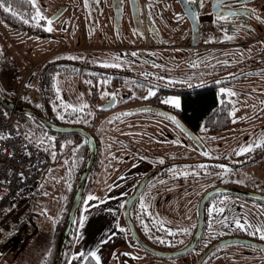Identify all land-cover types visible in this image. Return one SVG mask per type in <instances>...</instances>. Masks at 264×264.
<instances>
[{
	"label": "rangeland",
	"instance_id": "rangeland-1",
	"mask_svg": "<svg viewBox=\"0 0 264 264\" xmlns=\"http://www.w3.org/2000/svg\"><path fill=\"white\" fill-rule=\"evenodd\" d=\"M253 4H256L255 10L259 9L264 16V0H255ZM37 6L42 13V34L13 27L0 20V86L5 95L15 97L41 112L44 110L39 85L40 70L46 63L56 59L74 60L78 66L96 64L111 69L124 68L139 78L146 75L164 78L167 76L180 82V86H190L212 79L216 74L248 60L247 58L250 60L246 66L258 67L240 75L241 77L237 76L224 82L217 89L220 99L231 102L230 125L223 130L209 132L201 124L192 131L191 137L181 131L176 123L152 110H146L145 114L148 115L142 116L143 118L128 117L126 110L130 109H125L124 106L130 108L132 102H139L135 98L148 97V91L152 88L150 85L145 86L139 80L128 77L99 93L94 107L92 131L96 133L101 127H114V132L125 133L132 129L129 142L133 150H126L130 156L143 155L156 164L173 163L147 183L135 201L138 213H135L134 207L131 212L135 221L142 211L140 197L143 196L148 208L142 213L153 226L150 229L146 221L149 231H145L143 227L150 243L162 250L181 248L196 226L200 196L212 187L239 185L264 194V155L250 163L247 162L257 150L264 148V39L255 43L249 42L247 47L229 44L223 42L227 40L226 36L212 28L207 34L203 32L205 36L201 40L223 44L216 53L212 52L210 58L206 57L211 51L205 53L204 48L202 53L205 57H200L198 65L196 58L191 54L168 52L169 61L165 64V53L161 54V51L154 48L155 42L150 43L151 48H145L144 36L132 32L125 17L120 28L115 27L111 9L108 11L110 17L103 18L99 5L95 3L94 7H90L83 4V0H37ZM87 13L91 15L85 17ZM43 17L52 18L51 30L48 28V20ZM124 31L127 33L124 34ZM131 39L139 40L133 42ZM244 39L245 43L251 40L248 36ZM171 50L172 48L168 51ZM139 53H158L159 57L155 62L149 63L148 59L139 58ZM226 73L230 74H224ZM82 81L86 83L87 78L81 73L60 72L54 75L55 95L63 109H73V105L77 108L86 104L89 95L84 94ZM57 87L60 92L56 91ZM221 88L231 89L234 94L222 93ZM112 93H115V96H112ZM169 96L179 97L174 93ZM111 98L115 99V106L120 103L116 106L118 109L110 111L106 119L100 118L97 121V112L101 111V105L109 102ZM138 125L148 127L145 128L143 137H140L141 141L134 130ZM27 133L31 132L27 130ZM32 134L37 140H41V134ZM49 137L53 138L46 136L45 146L50 153L51 164L39 185L32 191L30 202L19 208L9 207L0 217V264H50L58 221L68 203L77 165L73 159L76 142L68 139L67 142L54 146ZM37 140L31 141L37 144ZM177 140L180 142L177 143ZM258 141L261 143H257ZM249 144L253 145L251 149L243 153L239 151L241 147H247ZM206 152L210 155H205ZM132 159L133 157L122 159L124 163L119 167V171L125 170ZM240 163L245 164L236 167ZM221 165H227V170ZM107 167L110 168L111 165ZM91 178L92 182L85 194L102 195L109 184L105 186L104 181L94 177V174ZM234 181L239 184H234ZM134 182L130 183L136 185L138 180ZM123 205L124 202L121 209ZM210 208L213 209L211 213ZM206 211L207 226L198 243L182 255L167 257H158L134 243L123 223L121 213L118 222L126 236L122 249L135 254L138 264H194L212 240L240 236L264 242V236L260 235V230L264 229V201L220 193L209 199ZM237 219L240 221L239 225L236 224ZM19 225H23L27 231L22 241L16 237L12 238ZM168 228H183L187 231L170 233ZM158 239L160 244H156ZM166 240L172 242L167 243ZM156 258L159 261H154ZM202 264H264V250L246 243L231 242L216 248Z\"/></svg>",
	"mask_w": 264,
	"mask_h": 264
},
{
	"label": "flooded vegetation",
	"instance_id": "flooded-vegetation-1",
	"mask_svg": "<svg viewBox=\"0 0 264 264\" xmlns=\"http://www.w3.org/2000/svg\"><path fill=\"white\" fill-rule=\"evenodd\" d=\"M255 0H187L188 4L186 6L188 10V14L191 16V23L188 21L184 13L181 11L180 6L178 5L176 0H83V4H87L90 7H94L95 3L100 6L102 9V16L103 18L110 17L109 9L112 11V20L115 24V27L120 28L121 23L123 21V18L125 17V21L127 22V26L129 29L138 34H142L145 38V48H151L150 43L155 42V49H157L159 52L161 51L165 53V64L169 61V53L168 52H177L181 54H191L196 59V64L198 65L200 61V57L204 56L205 54L202 53L203 48L205 49V53L208 51H211L206 58H210V56L213 54L212 52L216 53L218 50L222 48L223 42H227L229 44H235L239 46L247 47L248 43H255L257 41L264 39V16L262 12L259 11V9L256 11L255 8L256 4H253ZM172 6V7H171ZM88 9V8H87ZM176 9V10H175ZM223 10H228L232 13L227 19H220L219 17L223 15ZM90 13L85 14V17ZM179 14V15H177ZM91 15V14H90ZM202 21L206 22V28L204 30V33L207 34L212 28L217 29V32L223 36H227L230 38L226 41L220 42V43H209L205 42L204 40H201L205 34L200 32V23ZM183 22V24H181ZM127 32L124 31V34ZM217 33V34H218ZM249 37L251 40L245 43L246 37ZM128 37V35H127ZM132 40V39H131ZM139 40V39H138ZM138 40L133 42H138ZM173 45H170V44ZM180 44V45H175ZM182 45V46H181ZM199 46H201L199 48ZM172 48L171 51H168ZM174 48V49H173ZM177 48V49H176ZM214 48V49H212ZM156 50V51H157ZM165 50V52H164ZM141 59L143 60H149L150 62H155L159 56L154 54H143L139 53ZM176 55V54H174ZM167 56V57H166ZM244 56V55H243ZM205 57V56H204ZM203 57V58H204ZM250 60L249 58H247ZM152 60V61H150ZM182 60V59H181ZM248 60H245L241 64L234 65L232 67L226 66L228 68L227 70H224L219 75L224 74L225 72H230L229 74V81L233 80L235 77L245 74L248 71L256 70L258 69L257 66H246V63ZM164 61V60H162ZM206 61V60H205ZM193 63V61H191ZM50 64V63H48ZM47 65V64H46ZM44 65L42 69L40 70L39 77L41 76V73L44 72L45 68L47 66ZM191 65V64H190ZM101 66V65H100ZM196 67V65H195ZM194 67V68H195ZM116 69V68H115ZM124 70V68L122 69ZM244 70H248L244 72ZM125 71H128L125 69ZM238 71H243L242 73H236ZM194 72V71H193ZM114 69H111L110 67L102 65L98 69V74L102 78L103 76H108L114 74ZM117 73V72H116ZM216 74V76H219ZM153 78L155 80H167L171 79V77L165 76H155L151 77L146 75L144 78ZM241 77V76H240ZM167 78V79H166ZM170 81V80H168ZM40 85V91L42 96V107L45 113V95L46 90L44 83L41 84V80H39ZM143 100H139L138 103L130 104V108H135L137 105L146 104L142 103ZM113 106V105H112ZM111 106V107H112ZM37 109V108H35ZM38 110V109H37ZM40 111V110H38ZM41 112V111H40ZM164 165V164H163ZM155 168V167H154ZM135 187V185H134ZM134 190V188H133ZM132 190V192H133ZM131 192V193H132ZM130 193V194H131ZM129 194V195H130ZM128 195V196H129ZM128 196L125 198H128ZM209 201V200H208ZM207 201V203H208ZM135 204V202L133 203ZM135 208V213L137 211V208L135 205H132ZM207 204L205 205V224H204V230L207 226ZM133 208L131 207V212ZM215 210V209H214ZM215 213V212H214ZM135 216V215H134ZM144 214L140 213L135 219V221L132 218L131 213V219L139 233V235L149 244L154 245L149 242L147 236L144 237L141 232L138 230V226L140 225L143 229L145 222H149L148 218H144ZM141 219L143 220L144 224L141 223ZM26 222H29V220H26ZM151 224V223H150ZM148 226V225H147ZM127 227V225H126ZM150 229H152L150 226ZM128 228V227H127ZM195 230V228H194ZM193 230V232H194ZM25 228L23 225H19L16 229V232L13 239L16 237V239L24 240L26 236ZM129 231V229H128ZM192 232V233H193ZM202 233V235H203ZM130 239L136 243L140 248H142L136 240L132 237L130 231ZM192 235V234H191ZM190 235V236H191ZM201 235V237H202ZM189 236V237H190ZM161 237V236H160ZM189 237L187 241L189 240ZM200 237V239H201ZM157 239V238H156ZM199 239V240H200ZM198 240V241H199ZM218 240V239H216ZM216 240H212L213 242ZM186 241V242H187ZM161 242L158 241L156 244H160ZM198 243V242H197ZM196 243V244H197ZM212 243V242H211ZM210 243V244H211ZM209 244V245H210ZM209 245H207L203 250H205ZM156 247V246H154ZM157 248V247H156ZM143 249V248H142ZM159 249V248H158ZM202 250V252H203ZM201 252V253H202ZM200 253V254H201ZM199 254V255H200ZM154 261H159L157 258ZM147 264V263H146Z\"/></svg>",
	"mask_w": 264,
	"mask_h": 264
},
{
	"label": "trees",
	"instance_id": "trees-1",
	"mask_svg": "<svg viewBox=\"0 0 264 264\" xmlns=\"http://www.w3.org/2000/svg\"><path fill=\"white\" fill-rule=\"evenodd\" d=\"M6 2H8V0H6ZM10 2L12 3L14 8L19 10L21 14L24 15L25 19L22 20L18 16L12 13H8L3 8H0V20L1 21L6 22L7 24L12 25L13 27H17L20 29L34 32L35 34L44 33L42 32V29L40 26L41 25L40 22L42 20L41 19L37 20L33 18L34 8L32 5H30L27 2V0H10ZM49 63L50 64L46 63L47 68H45L44 72L41 73L40 80L41 82L44 83V86H45L44 87L46 90V95H45L46 101L45 102L49 110V113L51 115V118L58 123L78 124L88 129H91L94 124V115H95L94 107H95V102L98 99L99 93L103 89L111 87L115 85L116 83H118L119 81H122L123 79H126L128 77L133 78V76L121 74V73H130L129 71H125V69L124 70L114 69L115 73L112 74L111 76L108 75V76H103L102 78H100L101 76H99L98 74V69L101 66L96 65V64H89V65L84 64L83 66H78L74 60H70V59H56ZM76 65L79 67V69H77ZM60 72H65V73L70 72V73H75V74L81 73V75L83 74L84 77L87 78V82L84 83L82 81V84H81L82 90L85 91L84 94L88 93L87 95H89L85 105H82L80 107L73 108V109H65V108L63 109L62 106L58 103V99L55 95V88L53 85L54 84L53 80H54V75ZM134 79L139 80L145 86L150 85L152 88H155L156 89L155 92L162 89V90L168 91L169 93L178 94L180 96V107L174 108L173 112L175 116L181 119L192 131L196 130L201 124L209 132H217V131L225 129L226 127L230 125V121H231L230 110L232 106L231 102L228 100L220 99L218 92H217L218 87L224 82L228 81V79L216 78V79H213L212 81H209L208 83L207 82L202 83V85L198 87H194L192 89H187V90H181V91L164 88L161 85L159 86V84L155 86L154 84L147 83L145 79L144 80L140 78H134ZM168 82H171L172 84H175V85L181 84L178 81H168ZM150 97L152 96L145 97L144 99H148ZM100 110L104 111V110H108V108L101 107ZM58 112L63 113L65 115V119L63 120L60 119L59 115L57 114ZM14 116L22 122L23 127L25 129V135L30 140L32 141L37 140V138L34 137V135L32 134L33 132L41 134L42 136L41 140L40 141L37 140L36 143L40 148L46 151H47V147L45 146L46 136L53 137L52 139L49 137V139L53 141L54 146L59 145L61 142H65V141L67 142L68 139L71 140L72 142H76L74 143L76 147H75L73 159H74L75 165H77V171H76V176H75V180H74L73 187L71 190V194L69 196L68 203L63 211L60 221H58L59 223L57 227L58 229L56 231L55 242L53 245V252L49 259L50 264H52V260H53L54 253H55L58 232L60 228L62 227L64 220L66 218L70 199L74 191L77 178L79 176V173L81 172V169L85 161V156L87 152L86 143L82 137H79L75 133H64L63 134V133L51 132L45 129L44 127H42V125L35 119H32L24 115H14ZM27 130L31 133L28 134ZM67 144L69 145V143ZM48 154L50 156V153ZM261 154H264L263 147L257 150L254 155L249 157L250 162H252L255 158H259ZM50 159H51V156H50ZM50 164H51V161H50ZM133 207L134 206H132V208ZM144 218L146 219L147 217L144 216ZM123 223L124 225H126L124 220H123ZM137 226H138L137 227L138 230L141 232V234L144 237L148 236L146 235V232L144 231V229L141 228L140 225H137ZM150 226H152V224ZM156 231L160 233L159 230H156ZM72 240H73V235L69 237L68 242H67V247L70 246ZM82 264H95V259L92 257L86 256Z\"/></svg>",
	"mask_w": 264,
	"mask_h": 264
},
{
	"label": "crops",
	"instance_id": "crops-1",
	"mask_svg": "<svg viewBox=\"0 0 264 264\" xmlns=\"http://www.w3.org/2000/svg\"><path fill=\"white\" fill-rule=\"evenodd\" d=\"M135 99H138L137 101H139L142 98L140 99L137 97ZM132 103L136 105V102ZM114 104L115 99L113 106L109 110L97 112L99 113L97 121L100 118L101 120L106 119L108 115H110V111L118 109L116 106L120 103H117L116 106ZM124 107L125 109H130L126 110L129 115L128 117L141 118L142 116L146 117L148 115L145 114L147 112L146 110H132V108ZM156 114L166 117L158 112H156ZM170 121L172 120L170 119ZM138 126L134 127V130L140 139V137H143L145 128L148 127L142 125ZM100 129H102V131ZM100 129L96 133L93 131L98 140L99 152L95 164L93 165V172H91V175L89 176L85 191L92 182L91 177L93 174L94 177L96 176L100 178L102 182L104 181L105 186L106 184L111 185H108V189H105V192L102 195H93L94 198L88 200L87 204L85 203V200L86 196L88 197V194H85L84 191L85 195L83 194L82 204L78 212L73 232V240L70 246L66 248L67 250L63 264H82L87 253L93 249H95L100 256L101 264H138L137 256H135V254L130 256L128 255L130 252H125L122 249V245L125 244L126 236L121 230L118 222L123 209H121V205L122 202L125 201V198L130 194L129 191L134 185L130 182L139 181L155 166L164 163L157 162L158 164H156L143 155L135 157L130 156V154L126 152V150H133L129 142V139L131 138L130 132L133 131L132 129H130V132L126 131L125 133L121 131L114 132V127L111 129L108 127H101ZM107 147L110 148L111 151ZM106 148L110 153L107 152ZM125 157H133V159L128 162V167L120 172L119 167L123 166L124 162L122 159H125ZM112 158L114 159L111 161ZM115 164H118V166ZM109 165H111L110 168L107 167ZM163 171H165V169ZM234 182L232 183L239 184L236 181ZM81 217L84 218L82 222L80 219ZM73 253H76V255L73 256Z\"/></svg>",
	"mask_w": 264,
	"mask_h": 264
},
{
	"label": "water",
	"instance_id": "water-1",
	"mask_svg": "<svg viewBox=\"0 0 264 264\" xmlns=\"http://www.w3.org/2000/svg\"><path fill=\"white\" fill-rule=\"evenodd\" d=\"M178 5L181 8V11L184 13L188 21L191 23V16L188 14V10L186 8L188 2L187 0H176ZM248 70H244L246 72ZM243 72V71H242ZM241 71H238L236 73H242ZM125 75L133 76V78H139L134 77L131 73H121ZM229 74H223L219 76H215L212 79L206 80L202 83H208L209 81H212L216 78H223V79H229ZM140 79H145L147 83L154 84L155 86L159 84V86H163L164 88L172 89V90H187L192 89L194 87H198L202 85V83L193 84L190 86H180L172 84L168 81L163 80H155L151 79L149 77L144 78L141 77ZM43 82H41L42 84ZM114 98H111L109 102L103 105V108H110L113 105ZM45 105L46 102L44 101ZM0 104L1 106L8 112L14 114V115H24L27 117H30L32 119L37 120L42 127L45 129L55 132V133H75L79 137H82L86 143V156L85 161L83 164V167L81 169V172L79 173V176L77 178L74 191L72 193L69 207L67 209L66 218L64 220V223L62 227L60 228L58 232L56 247H55V253L52 260V264H63L65 255H66V248H67V242L71 235H73L75 224L77 221V216L79 212V207L82 201L83 193L85 191L87 182L89 180V176L91 175L93 165L95 164L96 157L98 155V140L96 138V135L88 128L78 125V124H62L58 123L55 120L51 118V115L49 113V110L47 106L45 107V113L38 111L37 109L20 102L15 97H9L4 94L2 91V88L0 86ZM135 110H152L155 112H158L170 119H172V116H175L172 112L165 110L163 108H159L152 105H141L136 108ZM173 120V119H172ZM174 121V120H173ZM177 121L179 123H177ZM178 125V127L189 137L192 136V130L179 118H176V121H174ZM196 141V140H195ZM264 154H261L259 157H261ZM257 159V158H255ZM254 159V160H255ZM207 161V160H206ZM210 161V160H209ZM250 163V160L247 161ZM245 162V163H247ZM217 163V162H216ZM245 163H240L238 166H243ZM173 164L172 162H167L163 164L158 165L156 168H153L151 171L146 173L136 184L133 192L128 196V198L125 201L124 208H123V218L125 221V224L127 225L132 237L136 240V242L146 251L158 256V257H167V256H178L186 253L190 249H192L198 240L200 239L203 230H204V224H205V205L207 201L215 194L225 193V194H236L241 195L243 197L249 198V199H255L258 201H264V194H261L259 192H256L252 189L245 188L242 186L237 185H226V186H216L212 187L208 190H206L202 195L200 196L198 203H197V218H196V226L193 234L189 238V240L179 249L177 250H162L154 247L153 245L147 243L138 233L132 219H131V207L133 203L138 199L139 195L141 194L144 187L147 185V183L156 175L161 173V171L166 168L168 165ZM231 242H240V243H246L249 245H252L254 247L260 248L264 250V242H260L253 239H248L240 236H228L224 238H220L214 242H212L203 252L198 256L197 260L194 262V264H202L203 261L206 259V257L213 252L216 248H218L221 245L231 243Z\"/></svg>",
	"mask_w": 264,
	"mask_h": 264
},
{
	"label": "built area",
	"instance_id": "built-area-1",
	"mask_svg": "<svg viewBox=\"0 0 264 264\" xmlns=\"http://www.w3.org/2000/svg\"><path fill=\"white\" fill-rule=\"evenodd\" d=\"M205 28L206 22L201 23L200 32ZM167 96L159 90L142 103L172 108L163 101ZM49 164L48 152L32 142L22 122L0 104V217L9 207L19 208L30 201Z\"/></svg>",
	"mask_w": 264,
	"mask_h": 264
},
{
	"label": "snow or ice",
	"instance_id": "snow-or-ice-1",
	"mask_svg": "<svg viewBox=\"0 0 264 264\" xmlns=\"http://www.w3.org/2000/svg\"><path fill=\"white\" fill-rule=\"evenodd\" d=\"M27 2L30 5H32L33 8H34V17L33 18L39 20L42 17V13H41L39 7L37 6V0H27ZM86 2H87V0H86ZM201 5H202V0H201ZM0 8H3L8 13H12V14L18 16L22 20L25 19L24 15H22L19 10H17L16 8L13 7L12 3L10 2V0H8V2H6V0H0ZM177 15H179V14H177ZM230 15H232V13L230 11L223 10V15L220 16L219 18L220 19H227ZM43 18L46 19V20H48V28H49V30H51V19L52 18H49V17H43ZM225 38H230V37H227L226 36ZM117 66H122V65H117ZM56 91L57 92H60V89L57 87L56 88ZM155 91H156L155 88H150L149 91H148V95L149 96H152ZM220 92H222V93L227 92V93H230V94H234V93H232V90L231 89H225V88H221L220 89ZM111 95L112 96H115V93H112ZM163 101L165 103H169V104L174 105L176 108H179L180 107V98L177 97V96H167V97H163ZM71 107L75 108L76 106L73 105ZM101 107H103V106L101 105ZM233 111H234V109H233ZM57 114L59 115L60 119H62V120L65 119V115L63 113H59L58 112ZM171 118L174 121H176V117L175 116H172ZM177 123H179V122L177 121ZM176 142L179 143L180 141L177 140ZM257 143H261V142L258 141ZM252 147H253V145L252 144H249V145H247V147H241L239 151L241 153H243V152L248 151ZM205 155H210V153H207L206 152ZM201 167H203V165H201ZM221 167L223 169L227 170V167L228 166L227 165H221ZM93 198H94L93 194L89 193L87 199L85 200V203L87 204V201L88 200H91ZM140 208H141L142 211L148 208V205L144 202V197L143 196L140 197ZM212 210L213 209L210 208L209 209V212L211 213ZM216 211H222V209H216ZM149 215H151V213H149ZM80 219H81V222H82L84 218L81 217ZM141 223L144 224L143 220H141ZM156 223H160V221H156ZM236 224L237 225L240 224V221L238 219L236 220ZM144 228H145V231H149V228H148L147 224H144ZM167 231L170 232V233L171 232H174V231H181V232H183V231H187V229L181 228V229L174 230L172 228H168ZM260 235L261 236H264V229L260 230ZM160 239L163 240L164 238H160ZM165 242L171 243L172 241L171 240H166ZM75 255H76V253H73V256H75ZM128 255L131 256L133 254L132 253H128ZM87 256L94 258L95 259V264H101V258H100V256L98 255V253H97V251L95 249H93L89 253H87Z\"/></svg>",
	"mask_w": 264,
	"mask_h": 264
}]
</instances>
